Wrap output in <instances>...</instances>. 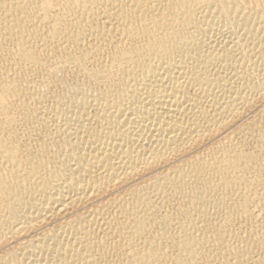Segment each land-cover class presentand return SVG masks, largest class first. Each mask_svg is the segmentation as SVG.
Masks as SVG:
<instances>
[{
    "label": "bare ground",
    "instance_id": "1",
    "mask_svg": "<svg viewBox=\"0 0 264 264\" xmlns=\"http://www.w3.org/2000/svg\"><path fill=\"white\" fill-rule=\"evenodd\" d=\"M262 96L264 0H0V264H264Z\"/></svg>",
    "mask_w": 264,
    "mask_h": 264
},
{
    "label": "rangeland",
    "instance_id": "2",
    "mask_svg": "<svg viewBox=\"0 0 264 264\" xmlns=\"http://www.w3.org/2000/svg\"><path fill=\"white\" fill-rule=\"evenodd\" d=\"M75 77V78H74ZM68 80H67V79ZM80 78V79H79ZM82 77H80V76H78V75H76V74H74V73H72L71 74V72H69V73H67V74H65V78H64V80L66 81V82H70L71 80L74 82H81L82 81ZM71 81V82H72ZM72 82V83H73ZM74 82V83H75ZM60 88V89H59ZM54 90H53V92H54V94L55 95H59V94H61V91H62V87H61V85L60 84H58V85H55L54 86V88H53ZM264 96H262V97H260L259 99H258V101H257V105H260V104H262L263 103V105H264ZM260 99H262L263 100V102H262V100H260ZM251 113V114H250ZM254 113L253 112H248L247 113V116L248 117H250V116H252ZM237 138H239V137H237ZM252 143H253V145H252ZM255 143H254V141H250V143L248 144V148H254V145ZM200 147V146H199ZM198 147V148H199ZM123 189H124V187L123 186H116V188H114V189H111V190H109L108 192H106L105 193V196H104V198H103V201H108V200H110V199H112L113 197H116V196H118V195H120L121 193H122V191H123ZM110 191H112V192H110ZM120 193V194H119ZM107 196V197H106ZM108 198H110V199H108ZM261 218V217H260ZM247 221V222H246ZM241 220V221H237V223L239 222H241L240 224L238 223V224H236V229L238 230V232H240V230H241V233H240V235L242 234V232H243V234H244V231H245V234L244 235H246V236H249V231H251V223H250V220ZM262 223H263V225H262ZM247 226V227H246ZM262 227V228H261ZM241 228V229H240ZM258 228H259V230H261L260 231V233L261 232H263L264 233V219H260V221H258ZM99 232V234L101 235L102 234V236L103 235H105V232H103V230H100V231H98ZM243 234H242V236H243ZM245 237V236H244ZM113 241H111L110 242V244H113L112 243ZM256 253H258V256L260 255V257L262 256V254L260 253V251H257ZM216 264L215 262H211V264Z\"/></svg>",
    "mask_w": 264,
    "mask_h": 264
}]
</instances>
